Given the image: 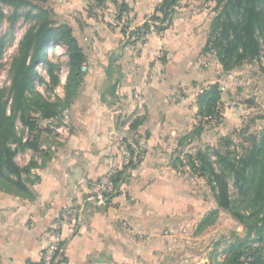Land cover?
<instances>
[{
	"label": "rangeland",
	"instance_id": "374dc122",
	"mask_svg": "<svg viewBox=\"0 0 264 264\" xmlns=\"http://www.w3.org/2000/svg\"><path fill=\"white\" fill-rule=\"evenodd\" d=\"M83 1L85 5L79 0H46L41 3L52 7L54 19L60 23L80 28L89 17L96 23L95 26L120 33L124 47L145 42L155 34L170 41V44L166 43L155 51L150 45V57L141 63L142 66L132 68L135 74L131 79H127V60L113 61L115 70H122L124 75L114 72L112 81H115V90L108 94L115 99V103L106 101L105 105L108 108H123L122 112L115 113L118 126L116 150L111 156L117 163L116 174H121L122 182L118 188L113 185V191L106 192L102 204L117 198L135 201L144 196L143 200L150 204V219L159 212L154 202L162 206L167 224L165 235L169 239L166 243V264H214L216 260H223V248L233 240L234 235L244 236L245 228L230 213L220 211L211 224L200 229V221L217 204L208 180L188 165L180 167L176 161L178 157L187 160L185 153L177 150L178 140L201 120L206 131L197 141L185 148L180 147L184 151L194 152L200 146L224 147L225 139L232 141L234 145L231 148L236 146L242 151L243 147L249 146L253 136L260 135L264 130V40L261 41L262 50L258 58L245 61L231 71H224L216 54L204 49L216 15L213 1L179 0L178 10L167 30L152 31L140 38L131 35L139 26L135 8L140 9L144 5L148 12H155L162 0H118V4L107 0L102 6L95 0ZM123 3L128 4L126 12L120 10L119 5ZM3 8L7 17L0 20V38L5 37L7 45L0 55V91H5L6 98L12 84V63L18 55L20 42L36 20L20 17L12 23L9 17L13 8L7 5ZM84 31L88 34V30ZM49 53L52 62L61 65L60 83L51 91L46 67L38 65L36 70L42 74L44 81L38 80L36 89L50 101L58 102L64 98L69 58L66 47L62 45L49 49ZM88 68L78 96L52 123L55 126L65 121L71 124L70 108H93L97 103L93 91L104 87L107 75H104L105 80L95 81V70L103 68L97 64L88 65ZM215 83H219L222 89L220 113L206 123L198 116V97ZM18 121L19 133L29 137L28 129L21 127L23 123ZM51 129L56 137L57 132ZM18 157L17 162L22 164V159ZM175 165L178 167L175 168ZM133 187L138 189L132 193L130 190ZM141 187L144 192L138 191ZM92 200L95 202L94 198ZM74 210L75 218H79Z\"/></svg>",
	"mask_w": 264,
	"mask_h": 264
},
{
	"label": "trees",
	"instance_id": "16d2710c",
	"mask_svg": "<svg viewBox=\"0 0 264 264\" xmlns=\"http://www.w3.org/2000/svg\"><path fill=\"white\" fill-rule=\"evenodd\" d=\"M41 1L46 0H0V20L7 17L4 5L13 8L9 17L12 23L20 17L36 20V24L22 38L18 55L12 63V84L8 97L5 98V91H0V190L23 197L32 196V186L39 177L32 172L34 162L21 166L16 158L27 149L41 150L43 132L52 131L50 125L73 104L88 67V56L74 35L71 24L56 21L52 7ZM106 1L95 0L101 6ZM209 1L215 2L216 15L205 51L216 54L224 71H231L245 61L258 58L262 50L261 41L264 40V0ZM113 2L118 4V0ZM179 4V0H162L154 14L137 26L131 35L140 38L152 31L167 30ZM119 6L122 12L128 9L127 3ZM6 45L5 37H1L0 55ZM57 45L66 47L68 74L64 98L52 102L36 89L37 81H44L36 67H46L51 81L49 88L54 91L60 83L61 65L52 62L49 49ZM113 71L107 70V75L112 82L109 91L114 92ZM109 96V103L114 104L115 99L111 94ZM221 98L219 83L204 89L198 97V116L206 123L219 116ZM18 120L29 131L26 140L18 131ZM206 129L201 120L193 130L179 138L177 150L185 153L187 160L181 157L176 160L180 167L190 166L211 185L217 207L206 214L198 226L202 230L214 221L220 211H226L245 228V235H234L233 240L223 248L224 259L216 260L214 264H264V130L259 136H253L249 146L243 147L242 151L236 146L231 148L234 144L229 139L223 142L224 147L200 146L194 152L180 148L197 141ZM120 177L121 174L112 177L115 188L122 182ZM256 242L259 244L256 245Z\"/></svg>",
	"mask_w": 264,
	"mask_h": 264
},
{
	"label": "crops",
	"instance_id": "0c3cea01",
	"mask_svg": "<svg viewBox=\"0 0 264 264\" xmlns=\"http://www.w3.org/2000/svg\"><path fill=\"white\" fill-rule=\"evenodd\" d=\"M153 12L144 5L135 8L137 25ZM95 25L89 17L83 21L81 27L88 34L90 31L89 35L83 32L85 29L72 26L85 52L88 50L87 66L103 68L95 70V81L105 80L109 69H114L112 79L116 71L124 75L113 65L114 60L122 59L129 64L126 73L131 79L135 74L132 68L142 66L150 57V45L155 51L170 44L165 36L155 34L145 42L124 47L120 33ZM111 83L107 75L104 87L94 89L98 101L93 108L69 109L71 124L66 138L59 140L52 131H44L40 151L31 149L18 155L22 166L34 162L32 172L39 179L29 197L0 190V264H39L59 213L68 207L76 209L79 218H75V224L62 223L63 251L56 264H166L169 239L162 206L154 202L159 212L150 219V204L144 196L135 201L117 198L104 204L92 200L97 182L111 167L118 128L115 113L123 111L105 105ZM43 145H52L53 150ZM138 191L144 192L142 187Z\"/></svg>",
	"mask_w": 264,
	"mask_h": 264
},
{
	"label": "built area",
	"instance_id": "2783aa9c",
	"mask_svg": "<svg viewBox=\"0 0 264 264\" xmlns=\"http://www.w3.org/2000/svg\"><path fill=\"white\" fill-rule=\"evenodd\" d=\"M66 114V113H65ZM19 121L17 122V128ZM22 124V123H21ZM69 121H65L63 124L55 126L51 124L50 127L57 132V139L63 140L69 135ZM21 127H24L23 124ZM26 140L27 137H24ZM50 148L51 146L43 145L42 148ZM53 149V146L51 147ZM118 167L117 163L113 161L111 167L107 174L100 180L97 184L96 192L97 197H93L95 202L102 204L105 201L106 192L113 191V181L112 177L117 173ZM78 221V219H77ZM72 223L75 224V210L72 207H68L62 210L58 215V220L55 222L52 229V238L47 246L44 248L41 260L39 264H56L61 257L63 251V235L61 231L62 223Z\"/></svg>",
	"mask_w": 264,
	"mask_h": 264
}]
</instances>
